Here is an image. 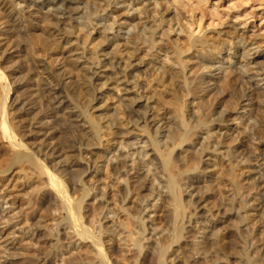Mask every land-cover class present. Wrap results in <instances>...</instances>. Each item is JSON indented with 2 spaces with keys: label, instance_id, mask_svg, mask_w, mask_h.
<instances>
[{
  "label": "bare ground",
  "instance_id": "obj_1",
  "mask_svg": "<svg viewBox=\"0 0 264 264\" xmlns=\"http://www.w3.org/2000/svg\"><path fill=\"white\" fill-rule=\"evenodd\" d=\"M149 5L150 0H0V264H229L235 253L239 264H264V114L253 118L251 112L264 113V49L243 39L232 41L228 30L200 37L188 32L185 49L175 42L177 47L165 50L171 62L163 56L152 59L153 52L163 51V37L184 29L175 28V13L153 18L158 29L149 25L141 17ZM43 18L47 24L42 26ZM26 21L34 32L48 33L62 58L88 74L82 73L92 91L91 111L84 113L70 99L74 93H67L66 81L32 87L26 61L27 76L24 71L25 77L20 73L23 77L11 82V75L22 69ZM74 28L95 32L103 42L98 52L89 54ZM219 38L233 45L222 60ZM121 42L131 49L125 56L116 54ZM190 48L193 53L184 58ZM140 49L148 61L133 57ZM235 82L243 83L239 100L233 95ZM147 90L154 96L149 103L143 94ZM210 95L218 99V112L191 114L192 124L191 117H184L185 108L207 109L216 100L210 101ZM84 97H79L83 106ZM119 110L125 119H118ZM239 124L246 130L241 139L240 132L229 135ZM214 154L229 167L223 168L226 173L242 177L223 183ZM101 158L112 178L108 186L101 184ZM18 173L37 184L38 206H45L35 214L36 225L25 219L26 228L17 227L21 220L7 201L8 184L15 189L22 179ZM107 187L115 188L118 204ZM75 189L82 192L79 198L69 192ZM84 196H90L86 206ZM251 211L260 212L257 227L251 225ZM158 216L166 217L163 224L157 223ZM220 217L239 218L246 226L235 228L233 243L216 230ZM20 254L30 259L22 262Z\"/></svg>",
  "mask_w": 264,
  "mask_h": 264
},
{
  "label": "rangeland",
  "instance_id": "obj_2",
  "mask_svg": "<svg viewBox=\"0 0 264 264\" xmlns=\"http://www.w3.org/2000/svg\"><path fill=\"white\" fill-rule=\"evenodd\" d=\"M91 1L93 2L95 0H91ZM181 1L180 0H150V5H149V8L150 9L147 10L145 13H141L142 14L141 17L143 19L148 18L146 20L147 21L150 20L149 21V25L153 24V18L154 19L155 18L158 19L159 15L160 16L162 15V16L168 17L170 15L172 16L175 13V17H178V20L176 21L177 24H178V26H176L175 28L179 29V26L181 25V29L182 30L184 29L183 30L184 32L183 31L178 32L179 30L176 31V29H175L174 31H172V32L169 33L170 35H167V37H163L162 38V42H163L164 45L163 44H159L160 47H162V46L164 47V48L163 47L160 48L163 51L162 52H159L158 55H153L154 54V52H153V54L151 55L153 57V58L151 57L152 59H155L157 56L160 58V56H161V59L164 57L163 59H165V63L167 62V64H168V62H171L170 59H172V58L170 57L171 54H169V53L164 54L165 50H168V51L170 50L171 51V46L177 47V45H179V47H181V48L183 47L185 49L186 46H185V43H184V40H183L184 39L183 38L184 36H186L189 33H191L193 35V37H200V36H203L206 33L207 34H210L211 32L212 33H215V35H217V32L220 33V32H222V30L223 31L224 30L225 31L228 30L229 35L232 36L231 37V40L233 38H235L232 41H236V40H239V39L242 40L243 39L246 43H249L252 46V48H254V49L258 48V46L261 47L260 49H264V0H181ZM154 5H156V6H154ZM138 6H136V7H138L136 13H139L141 11V9H139L141 6L140 5H138ZM193 6H196V8L193 7ZM153 9H154V12L155 13L153 12ZM172 9H173V11H172ZM157 12H159V14ZM154 15H156V16H154ZM180 15H182V16H180ZM1 16L2 15H0V17ZM179 17L181 19L180 21H179ZM43 19H39L40 20V23L42 22L41 23L42 26H43V24L44 25L47 24V22H46L47 19L46 18L44 20ZM44 21H45V23H44ZM26 23H28L27 25L29 26V22L26 21ZM153 26L156 27L157 25L156 24H153ZM156 28L158 29V27H156ZM25 29H26V33L22 36V39H21L22 40V46H23V48H25L24 49L25 51H22L21 54L19 53V55L23 56V58H21V62H20V64L22 65V69L20 70V72L14 73V74L11 75V77L9 78L11 80V82H12V80L14 81V79H20L25 74H27L28 72H26L27 71L26 68L28 69V66L30 65L29 66V69H31L30 70L31 72L29 71L30 74L28 73V76L29 75H31V76L27 77V79L29 80L28 83L31 84L32 87H35L36 84L39 83V85H37L38 87L36 86L37 88H39V87H41V85L45 84L48 81H53V82H58L59 81L61 83H62V81H64V82L66 81L65 82V86H66L67 91H68L67 93L68 94H73L74 93L73 95H70V99L78 105V107H79L80 110H82V111L84 110L83 111L84 113L85 112L88 113L89 111H91V106H90L91 104H89V102H87V101H89V99H91L92 91H91L90 87L88 88V86L85 85L86 82H87V81H85L86 80L85 79L86 76L84 78V75L85 74L88 75V74L87 73L84 74L83 71L82 72L79 71V68L76 65H74V63H75L74 61L72 62L68 58H65V59L62 58V54L55 47L54 42H53V39H52L51 36H49L48 33H44L41 30L40 31H35L36 32L35 33L33 31V29L31 28V26H29V31H27V29H28L27 27ZM81 30H80V28H79V30H78V28H76V29L74 28L73 29V33L74 32H76V33L79 32L80 34L79 33L78 34L80 35V37L81 38L83 37L82 38L83 40L85 39L84 42H87L86 45L90 47V48L88 47L89 48L88 49L89 54H92L94 51H95V53L98 52L99 48L101 47V45L103 43L100 40V38L97 37V35L95 34V32H92L93 34H89L88 35V34H85V32H83ZM89 31H92V30L89 29ZM43 34H45V35H43ZM49 37H50V39H49ZM179 39H180V41L182 40V42H180ZM219 39L220 40L218 41V45H219V47H222V49L224 47V50H221L220 53H218L217 56H218V59L219 60H222V59H226L228 54H231V52L233 50V45L230 44V39L229 38H219ZM175 42L176 43H179V44L175 45L176 44ZM122 43L123 42H121V44ZM122 45H120L118 48H116V54L119 55V56L120 55L121 56H125V55H123V54H125L124 52H126L128 50L129 51L131 50L126 44H125L126 46H124V45L122 46ZM159 46H158V48H159ZM139 47H142V46L139 45ZM154 48H156V47H154ZM107 50H110V49H107ZM193 51H194V48L193 49L190 48L188 51H185L183 53V56L185 55L184 58L186 57V55L189 56L191 53H193ZM114 53H115V50H114ZM144 53H145V49H140L138 51V54L137 55L134 54L133 57L134 56L136 58L142 57L143 60L148 61V59H149L148 57L149 56H145ZM21 56H19L18 58L20 59ZM16 59L17 58H14V60H16ZM242 60H243L242 61V64L244 65V67L246 66L245 68H247V65L248 64L245 62L244 59H242ZM25 61H26V63L28 62L30 64H28V66H27L26 63H25ZM41 64H43L44 67L39 66ZM3 65H2V67H4V66L6 67V64L4 66ZM262 65H264V64H262ZM76 68H78V70ZM248 69H250V66L249 65H248ZM24 71H25V73H24ZM20 73H22V75L24 73V75L23 76L22 75H19ZM82 75H83V78L81 77ZM16 76L17 77L18 76H21V77L16 78ZM25 76H27V75H25ZM58 77H59V79H58ZM77 77H78V79H77ZM79 77H81V78H79ZM32 79H33V81H32ZM83 79H85V80H83ZM76 80H78V81H76ZM75 82H79V84H77V83L75 84ZM235 83H236L235 84V91L233 92V95L235 96L234 97L235 99L239 100V98L241 97L242 92H243L242 91V88H240L241 86H243V83H241V84H239L237 82H235ZM73 84H75V85H73ZM78 85L80 87H83V88H80L79 87L81 89V91H80L79 88H77ZM83 85H85V86H83ZM219 86H220V84H219ZM74 87L76 88L75 89L76 91L74 90ZM12 88L13 89L9 93V97L10 98H12L13 95H14L13 94L14 91H15L14 84L12 85ZM217 88L219 89L218 91H221V89H220L221 87H217ZM78 89H79V91H78ZM84 89L86 91H83ZM70 90H72L71 93H70ZM87 91L88 92L90 91L89 94L91 93V95H89L87 93ZM237 91H239V92H237ZM240 91H242V92H240ZM75 92H76L78 98H76ZM214 93H216L215 96H218V94H219L217 92V90ZM236 93H238V94H236ZM143 94H144V98H145L144 100L145 101L147 100L148 103H149V101H151V100L154 99L153 91L152 90H147ZM212 95H210L211 97H209V100L211 98H215V96H212ZM84 96L85 97L87 96L86 98L89 97L88 100ZM219 96H218V99H219ZM236 96L237 97L239 96V98H237ZM79 97H81V99H83V97L85 98V102H83L84 100L82 101V103H87V105H84V106H86L85 109H84V106L81 105V99H79ZM146 97H147V99H146ZM148 97L151 100H149ZM218 99H216L215 101H214V99H213V101L210 100L211 101V102H209L210 103V106H208L207 109H205V110H203L204 108H202V110L197 109L198 107H195L194 105H192L193 108L188 106L189 108L188 107L185 108V113L186 114H185L184 117L185 118H187V117L189 118V117L192 116L191 114H193L194 116L196 114L198 116H201V115L203 116V114H209L211 111L214 114H216L218 112V109L215 108L214 103H216ZM74 100H77V101L80 100V101L78 103L77 101H74ZM187 100L189 101V100H191V98L188 99V97H187ZM212 103H213V105H212ZM152 104H154V103H152ZM157 105H160L162 107L163 104L162 105L161 104H157ZM165 105H166V102H165ZM88 109H90V110H88ZM186 109L188 110L187 111L188 113L186 112ZM214 109L216 110V112H215ZM239 110H242V108H240ZM247 110H249V107H246L245 108V110H244L245 113L248 112ZM197 111H199V112H197ZM255 111L256 110H254V109L251 110V112L253 113V118L258 117V115H260V114L261 115L264 114L261 110H257L259 112H257V111L255 112ZM118 112L121 115L120 116L118 114V116H119L118 119H120V118L125 119L122 111L119 110ZM189 112H190V114H189ZM212 112H211V114H212ZM255 113H256V116H255ZM197 115L195 116V118L198 117ZM194 116L191 117V118H189V119H191V121H192V119L194 118ZM122 119H120V120H122ZM120 120H118V121H120ZM192 124H194V121H192ZM239 125H237V132H233L232 130L229 131V135L230 136L237 135L240 132V135L238 134L237 137H238V139H241L242 137H244L246 135V134H243L242 133V132H245L246 133V130L244 129L245 127H243L242 124H239ZM243 130H245V131H243ZM231 132H233V133H231ZM63 135L67 137V135H69V134L66 132V133H63ZM228 136L226 137V139L228 138L226 141H228L229 138L231 140V137H228ZM183 146L188 147V145H186V143ZM192 150L189 153H191V152L193 153ZM260 150H261L260 151L261 157L264 158V144L262 145V147H260ZM178 151H179L178 148H176V150L174 151V154H173V155H175L174 157H175L176 160H178L176 158V155H177L178 158L181 157V156H178V154H179V153H177ZM189 155L192 156V154H189ZM213 158H217L216 159L217 160V167H220V166L222 167V169L216 168V170H217L216 172L219 173V175H222V174H220V171H221V173H223V175H222L223 177L221 176L223 179L220 176H218L217 173H215V174L217 175V177H219L220 180L222 179L223 183L225 182V184H228V182H229L228 181V178H233L234 181H236L237 180L236 178H241L242 177V176L241 177H237V176H240V174H237L235 176L236 177L235 178L229 172L226 173L227 170H225V169L226 168H229V167L226 166L225 163L222 162L223 159L221 160L216 154H214V157ZM0 159H2V158L0 157ZM101 159H102V164L101 165H103V167L101 166L102 167V175H101V177H102V183L101 184L104 185V186H108V183L109 184L111 183L110 181H111L112 178L109 175V168L107 166L106 161H104L103 158H101ZM4 167H5V165L3 164V168ZM223 168H225V169H223ZM228 171H229V169H228ZM238 172H239V170L237 171V173ZM224 173L227 174V175H224ZM19 174L20 173H18L16 175V178H17V176ZM216 175H214V176H216ZM224 176H225V178H224ZM20 178H22V179H19L20 181L17 182V187H16L17 189L16 188L15 189H12L11 185L8 184L9 185V186L7 185L8 186L7 192L8 193L7 192L6 193L9 194V196H7V201H9V204L11 203V209L13 210V212H16V215L21 220V225L19 224L17 227L18 228H20V227L26 228L27 225L25 223V219L27 218L29 220V222H31L34 225H36V223H35L36 221L35 220H37V217H35L36 216L35 214H39L40 211L42 212L43 209L45 208V206H40V205L38 206L39 203H38V199H36V197H37L36 196V194H37L36 192L38 191L39 188H38V186H36L37 184L33 183L32 179H31V181L28 180V179H24L23 178V174H20ZM248 185L249 184L246 183V186H248ZM78 190L79 189L70 190L69 192H70V194H72V197L79 198L80 195H79L78 192H80V194L82 192H81V190L80 191H78ZM110 190H111V192L113 191L115 193V188L113 190V188L107 187V191H110ZM225 190H223V191H225ZM229 192L230 191H225L224 193L228 194ZM114 195H117L118 197L114 196V198L112 200L114 201V203H115V201L117 203L118 202V199H120V197H119L118 193L117 194L115 193ZM89 198H90V196H88V197L84 196L83 197V199L86 200L84 202V205H85V203L87 205L88 201H90ZM9 204H8V206H9ZM162 205H164V204H161V207H162L161 208V211L165 208L164 207L165 205L164 206H162ZM114 207H116V208H114L115 210L117 209L116 212L118 211V213L121 214L120 209L117 208L118 205H116ZM40 208H41V210L39 211ZM161 211H159V214L160 213H163ZM253 212L254 211H251V214H250V216H251L250 219H252L251 225H253V226L254 225L255 226L257 225L258 226V224H259L258 221H259V218H260L259 217L260 212H257L255 215H253L254 214ZM162 215L164 216V213ZM163 216H161V217L158 216L156 218L157 223L163 224L165 222L166 217H163ZM253 218H255V219H253ZM163 219H165V220H163ZM162 221H163V223H162ZM219 221L220 222L218 223V226H217L216 230L219 231L220 233H227V235L230 236V237L228 236L227 240L231 239V240H229V242H231V241L234 242V240H237L238 239L237 238L238 236H237L236 232H234L237 229V226H238V230L239 229L240 230L241 229H244L246 227L244 225V223H241V221L239 220V218L231 217V218H227L226 219L224 217H220ZM254 221H255V224H253ZM22 224H25V225H22ZM35 232H36V230H35ZM43 232H44V230L39 231V233H38L39 234V237L42 236ZM8 239H9L8 242H11L13 240L11 237L8 238ZM26 242H27V240H25L23 242V244L25 245ZM233 242H231V243H233ZM20 251H21V249L19 250V252ZM237 255L238 254L235 253V255L233 257L231 256L230 260L228 259L229 261L232 262V263L229 262V264H236V263L239 264L240 263V262H238L237 257H235ZM19 256H20V261H22V262L23 261L25 262L26 259H27L26 261H28L30 259L29 256H26V254H25V256H26L25 258H24V254H20ZM223 264H224V262H223ZM225 264H226V262H225Z\"/></svg>",
  "mask_w": 264,
  "mask_h": 264
}]
</instances>
